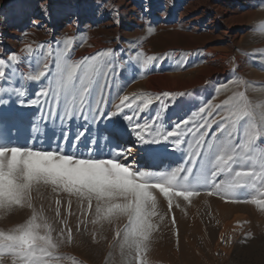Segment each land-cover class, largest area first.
<instances>
[{
  "label": "snow or ice",
  "instance_id": "snow-or-ice-1",
  "mask_svg": "<svg viewBox=\"0 0 264 264\" xmlns=\"http://www.w3.org/2000/svg\"><path fill=\"white\" fill-rule=\"evenodd\" d=\"M152 30L149 27V32ZM260 31L264 32V25ZM56 43L59 45L60 41ZM72 43L69 38L63 47L55 49V66L51 70L48 57L53 49L50 46L47 53L38 52L28 58V64L39 69L29 75L28 80L38 82L44 78L46 81L38 85L39 91L34 98L21 99L26 96L21 85H7L16 75L15 70L7 77L6 72L0 70V210L16 206L32 208L31 193L40 185L76 195L81 202L87 201L89 209L95 201L98 220L113 222L127 218L121 248L126 247L129 254L135 252L139 264H147L144 254L155 229L151 220L156 215L154 192L157 189L167 198L171 208L174 197L187 201L198 196L201 190H207L208 195L229 197L235 202L244 196L239 190L254 187L257 181L264 182V148L258 150L256 145L258 137L264 135V105L254 106L244 92H236L222 104L205 102L187 118L177 114V119L172 120L166 117L170 102L183 110L182 106L189 102L176 98L187 96V93H141L131 98L127 95L117 97L120 100L117 111L109 112L101 120L106 84H101L100 78L106 76L107 68L117 63L115 51L108 49L74 61L68 51ZM140 56L137 53L135 59L139 61ZM183 56L181 54L178 66H183ZM17 59L15 54H10V61ZM150 61L162 62L161 58L151 56L144 60L143 67L147 68ZM4 67L5 60L0 57V69ZM112 70L114 74L115 68ZM235 83L239 85L244 81L237 79ZM224 89L226 85L221 84L216 92ZM12 96L16 97L15 102ZM154 101H159L154 117L142 124L136 123L134 116L147 110ZM13 103L39 109L30 118L28 139L24 144L18 142L21 123ZM125 108L132 112L123 116L127 125L112 119ZM214 112L219 120L213 116ZM72 119L78 122L74 132L68 123ZM81 120L83 128L79 124ZM213 124L217 125V130L206 141ZM92 125H96L95 134L82 139L85 132L92 130ZM128 129L135 135V143L142 146L144 163L137 162L134 157L127 164L121 162L132 155L126 143ZM238 130H242L245 138L240 144L234 142ZM185 137L190 138L185 140ZM182 144L187 145V156L176 167L158 170L157 165L150 163L168 153L184 151ZM234 165L247 166L250 170L237 171ZM222 175L224 179L218 181ZM251 202L264 209V200ZM56 204L59 216V201ZM84 211L81 208V212ZM51 233V225L43 212L35 210L26 223L8 231L0 230V264L6 256L13 258V264L58 261L61 257L56 251L65 242L63 229L56 238ZM120 235L118 231L117 236ZM67 239L71 240L70 229Z\"/></svg>",
  "mask_w": 264,
  "mask_h": 264
},
{
  "label": "rangeland",
  "instance_id": "rangeland-1",
  "mask_svg": "<svg viewBox=\"0 0 264 264\" xmlns=\"http://www.w3.org/2000/svg\"><path fill=\"white\" fill-rule=\"evenodd\" d=\"M170 1L0 0V57L5 60V67L0 70L6 72V77L15 70L16 75L7 81V85L15 87L20 84L26 92V96L21 99L34 98L39 91L38 85L46 81L44 78L38 82L28 80L29 75L39 70L28 64V58L38 52L47 53L50 46L53 49L48 57L51 70L55 66V49L63 47L64 41L71 38L73 43L68 51L74 61L108 49L115 51L117 63L107 68L106 76L100 78L101 84H106L102 104L104 116L101 120L109 112L117 111L116 105L120 103L117 97L127 95L131 98L141 93H187V96L176 98L189 102L182 106L183 110L168 101V98L161 97L170 102L166 117L172 120L177 119V114L180 118H187L205 102L222 104L236 92H244L254 106L264 105V32L260 31L261 25L256 26L264 17V3H260V0H219L216 7L218 16L212 18L201 13L200 7H194L195 3L181 5L177 1ZM197 2L200 3V0ZM24 5H29L34 11L28 18L15 22ZM185 7L189 9L188 13ZM35 19L41 22L35 23ZM149 27L153 29L151 32ZM57 41H60L59 45ZM208 42L226 55V73L216 82L207 81L183 91L155 90L145 82L150 76L161 73L176 74L182 82L200 75L204 72L200 69L203 64L201 50ZM137 53L141 54L139 61L135 59ZM10 54H15L17 61H10ZM181 54H184L182 67L178 66ZM151 56L161 58L162 62L150 61L147 68L143 67L144 60ZM237 79L244 83L237 85ZM221 84H225L226 89L217 93L216 88ZM11 100L15 102L16 97L12 96ZM158 104L159 101H154L147 110L138 112L134 121L142 124L150 120ZM13 107L19 113L21 123L18 142L24 144L28 139L30 118L39 109L35 106H20L18 103H13ZM125 114L131 115V109L125 108L112 119H119L127 125V121L123 120ZM213 116L219 120L215 112ZM68 123L74 132L78 122L72 119ZM83 123L79 121L81 128ZM95 128L96 125H92V130L85 132L82 139L94 135ZM216 130L217 125L213 124L205 140L210 139ZM128 131L127 145L131 144L142 155V146L135 143L131 129ZM189 138L185 137V140ZM242 139H245L242 130H238L234 142L240 144ZM256 145L258 150L264 148V135L258 137ZM181 148L184 151L168 153L151 163L156 164L158 170L176 167L187 156V145L182 144ZM132 159L128 156L121 162L127 164ZM138 162L144 163L142 160ZM233 167L237 171L250 170L247 166ZM220 179H224V176L217 178L218 181ZM47 188L54 194L56 201H63V193L53 191L50 185ZM239 191H243L244 196L234 202L229 197L208 195L207 190H201L198 196L190 197L187 201L183 197H174L169 208L167 198L157 189L154 192L157 198L156 215L151 221L156 225L165 218L170 220L171 225L165 240L150 239L149 248L144 254L147 264H264V209L251 202L264 200V182L257 181L254 187ZM76 200L77 205L83 204V214L87 218H95V201L89 209L86 200L81 202L78 197ZM118 220L116 233L106 239L98 264H139L135 252L129 254L126 247L121 248L123 231L128 221L126 217ZM118 231L120 236H117ZM66 251V248L57 250L56 255L61 258L52 264H71L74 261L85 264ZM12 259L6 256L3 264H9Z\"/></svg>",
  "mask_w": 264,
  "mask_h": 264
},
{
  "label": "bare ground",
  "instance_id": "bare-ground-1",
  "mask_svg": "<svg viewBox=\"0 0 264 264\" xmlns=\"http://www.w3.org/2000/svg\"><path fill=\"white\" fill-rule=\"evenodd\" d=\"M144 1L151 2L153 0ZM173 1H177L178 3H181V5H194L195 3L194 7L197 9L200 7V12L204 15L212 16V18L218 16L216 7H218L219 0H208V3L205 4H203L205 0H200V3L197 2L199 0ZM187 7H185V9L188 13L189 9H187ZM33 11L34 10L29 5L22 6L20 12L16 16L15 22H20L23 19L28 18ZM34 22L40 23L41 20L35 19ZM258 22L260 23L256 24L257 27H259V25H264V17ZM225 56V54L218 51L216 48L210 45V42H208L201 50V60L203 61V64L200 69L204 70V72H201L200 75L194 77L191 76L192 78L182 82V80L174 73V75L161 73L150 76V78L145 82L148 84V86L154 88L155 90L168 91H183L186 89H191L196 85L205 84L207 81H211V83H213L216 82L218 78L223 77L226 73V64L224 61ZM128 146L133 155L130 157H134L137 162L139 160L141 161L142 155L137 153L138 149L133 147L131 144H128ZM56 191L63 193V201L59 202V216L56 215L57 204L54 194L49 191L47 186L40 185L34 188L31 193L33 204L32 208H28L26 206H16L11 210H0V230L8 231L23 223H26L27 220L31 218L33 210L36 212L42 211L43 215L47 218L49 224L51 225V234L53 238L59 236L61 229H63V238L65 242L57 250L62 251V249L66 248V252L76 258L83 260L85 264H98L100 255L103 253L105 241L110 237L111 234L116 233L119 220H114L113 222L103 219L98 220L96 215L95 218L89 219L81 212V208H84L82 206L83 204L77 205L75 203L77 201L76 195L69 194L62 190ZM69 201L71 202L70 208ZM93 212L95 214V209ZM94 220L97 222L93 223ZM170 225V220L168 221L165 218L164 220L159 221L158 224L155 225V229L151 234V239L157 238L159 240H165V235L168 233ZM69 229L71 230L70 241L67 239ZM8 263L13 264V259ZM71 264L80 263L79 261H74Z\"/></svg>",
  "mask_w": 264,
  "mask_h": 264
}]
</instances>
